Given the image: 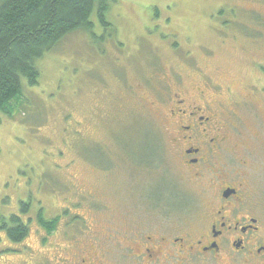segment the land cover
Listing matches in <instances>:
<instances>
[{"label": "rangeland", "instance_id": "obj_1", "mask_svg": "<svg viewBox=\"0 0 264 264\" xmlns=\"http://www.w3.org/2000/svg\"><path fill=\"white\" fill-rule=\"evenodd\" d=\"M106 20L95 8L92 32L66 36L37 62L39 84L23 80L13 117L0 111V222L31 201L27 238L15 243L0 229V264H136L123 239L134 228L197 224L190 212L151 216L139 181L164 168L141 175L130 157L155 159L160 150L172 167L170 131L151 103L177 74L191 90L200 75L222 86L220 99L235 112L233 164L250 144L263 167L254 170L264 172V0H111ZM40 209L58 218L51 234Z\"/></svg>", "mask_w": 264, "mask_h": 264}, {"label": "flooded vegetation", "instance_id": "obj_2", "mask_svg": "<svg viewBox=\"0 0 264 264\" xmlns=\"http://www.w3.org/2000/svg\"><path fill=\"white\" fill-rule=\"evenodd\" d=\"M176 78L159 89L151 103L170 131L172 167L160 150L155 159L136 161L132 151L130 157L134 164L141 165V175L164 168L159 169L162 173L158 171L157 177L139 181L143 188L138 197L144 200L150 215L166 220L170 215L190 212L197 216V224L176 229H166L162 224L150 233L134 228L135 232L123 236L126 248L134 252L136 264H163L169 258L186 257L264 264V172L254 170L262 166L259 150L244 144L246 154L236 157L233 164L231 153L236 148L231 144L229 129L235 127V122H230L235 112L220 99L222 86L210 78L202 81L200 75L191 90L181 74ZM227 91L232 93L230 88ZM240 103L235 101L234 105ZM157 146L166 151L164 143ZM87 262L96 264L88 257L81 259V264Z\"/></svg>", "mask_w": 264, "mask_h": 264}, {"label": "trees", "instance_id": "obj_3", "mask_svg": "<svg viewBox=\"0 0 264 264\" xmlns=\"http://www.w3.org/2000/svg\"><path fill=\"white\" fill-rule=\"evenodd\" d=\"M111 0H0V111L13 117L15 103L23 96V80L37 86L41 72L37 62L69 34L92 32L91 16L97 8L101 22L110 26L106 12ZM31 201L21 202L20 213L3 217L0 229L13 242L30 232ZM38 223L51 234L58 218L47 219L37 211Z\"/></svg>", "mask_w": 264, "mask_h": 264}]
</instances>
